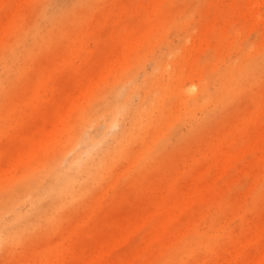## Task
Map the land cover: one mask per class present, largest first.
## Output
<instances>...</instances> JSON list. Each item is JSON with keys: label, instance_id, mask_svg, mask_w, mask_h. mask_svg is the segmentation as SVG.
I'll use <instances>...</instances> for the list:
<instances>
[{"label": "rangeland", "instance_id": "1", "mask_svg": "<svg viewBox=\"0 0 264 264\" xmlns=\"http://www.w3.org/2000/svg\"><path fill=\"white\" fill-rule=\"evenodd\" d=\"M0 210V264H264V0H0Z\"/></svg>", "mask_w": 264, "mask_h": 264}, {"label": "bare ground", "instance_id": "2", "mask_svg": "<svg viewBox=\"0 0 264 264\" xmlns=\"http://www.w3.org/2000/svg\"><path fill=\"white\" fill-rule=\"evenodd\" d=\"M70 177L71 176H67L66 178H63L60 176V174H58V176H54L52 179V185H51L52 190L58 192L59 195L64 194L66 192V190L68 189L69 184L72 181ZM14 204L16 205L15 202H14ZM3 232H5V230L3 228L0 229V238L4 234ZM7 234H9V233H7Z\"/></svg>", "mask_w": 264, "mask_h": 264}]
</instances>
